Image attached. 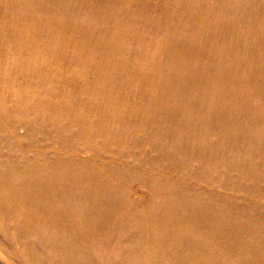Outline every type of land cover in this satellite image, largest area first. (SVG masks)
Returning <instances> with one entry per match:
<instances>
[{"label":"rangeland","instance_id":"374dc122","mask_svg":"<svg viewBox=\"0 0 264 264\" xmlns=\"http://www.w3.org/2000/svg\"><path fill=\"white\" fill-rule=\"evenodd\" d=\"M0 264H264V0H0Z\"/></svg>","mask_w":264,"mask_h":264}]
</instances>
